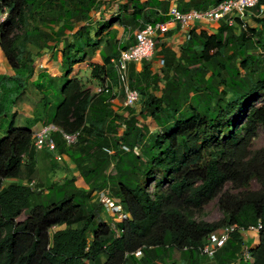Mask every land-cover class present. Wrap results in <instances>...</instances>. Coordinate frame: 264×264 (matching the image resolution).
Returning <instances> with one entry per match:
<instances>
[{"label": "trees", "instance_id": "trees-1", "mask_svg": "<svg viewBox=\"0 0 264 264\" xmlns=\"http://www.w3.org/2000/svg\"><path fill=\"white\" fill-rule=\"evenodd\" d=\"M225 1L176 4L186 13ZM108 3L0 0V14L8 13L0 24V45L18 75V97L35 74V56L63 43L58 60L68 72L58 82L48 78V84L32 85L45 89L44 99L57 102L52 124L81 132L74 146L60 133L53 136L79 177L44 188L19 184L23 171L34 169V133L12 123L0 139V264H264V147L252 150L259 129L264 130V103L256 104L264 97V0L251 10L255 27L245 25L249 14L227 18L212 34L192 29L179 48L164 41L169 33L159 34L155 54L165 64L159 71L154 60H145L140 73L131 64L130 88L140 92L142 104L138 113L135 106L124 108L126 115L114 109L116 96L95 93L81 77L69 75L86 62L89 48L100 45L95 39L117 22L130 36L121 43L117 29L108 32L102 63L91 65V77L101 86L107 79L116 84L112 59L135 43V32L145 25L171 21V0H122L117 15L96 28L93 15ZM31 45L35 54L28 50ZM101 193L119 200L129 214L115 228L103 218L116 222ZM213 201L223 217L198 220ZM259 222L249 262L239 260L245 241L240 232L213 258L202 253L211 233Z\"/></svg>", "mask_w": 264, "mask_h": 264}, {"label": "built area", "instance_id": "built-area-1", "mask_svg": "<svg viewBox=\"0 0 264 264\" xmlns=\"http://www.w3.org/2000/svg\"><path fill=\"white\" fill-rule=\"evenodd\" d=\"M172 1V0H171ZM258 0H227L218 6H215L207 11L190 10L186 13L179 11L176 4L170 5L169 15L173 22H176L180 29L186 33V39L191 38L190 31L194 28L207 29L209 26H214L220 21L235 17L243 16L256 7ZM263 12V10H262ZM117 12H115V16ZM8 16V13L0 14V24L3 23ZM232 23V21H230ZM167 32V23L145 25L142 31L135 34L136 41L127 49H121L118 58L112 59V64L116 72L117 83L113 84L107 79L104 86L97 89V93L105 92L112 96L119 97L124 94V107H134L141 101V94L138 90L130 88V66L131 64L142 63L145 60H154L155 58V40L159 34ZM165 61L160 58L157 60V68L163 67ZM40 68H46L44 64L39 65ZM60 133L63 140L69 146L76 145L81 137V132L68 133L61 130L55 124H47L41 130L33 134V144L36 150L46 149L53 154V158L62 163L65 157L57 151V145L54 141V134ZM67 159V158H66ZM100 200L105 205V208L115 218L116 222L113 224L115 228L116 223H122L129 218L119 200L108 196L105 193L100 194ZM262 229V224L250 225L248 227H240L238 225H229L223 227L213 233L207 238L201 251L209 258H213L218 249L224 247L232 235L240 232L244 237L249 233L258 234ZM136 257L142 256L141 251L135 253ZM252 259L250 245L245 239L239 254V260L247 263Z\"/></svg>", "mask_w": 264, "mask_h": 264}, {"label": "crops", "instance_id": "crops-1", "mask_svg": "<svg viewBox=\"0 0 264 264\" xmlns=\"http://www.w3.org/2000/svg\"><path fill=\"white\" fill-rule=\"evenodd\" d=\"M171 3L176 4V0H172ZM94 19L96 20L99 18H97L96 15H93V20ZM211 27L215 30L217 28V24ZM167 33L169 34L168 36L164 37V41L173 46H176V48H179L185 42V36L187 32L182 31L178 24L176 22H173L172 20L167 22ZM209 33L212 34L213 32L210 31ZM160 36L162 37L163 34H161ZM63 48V43L58 44L54 50L49 51V53L44 54L43 57L39 58V61L36 60L35 66L39 62L40 64H44L46 68H43L44 70H38L37 67L35 68V74L29 79L26 87H24L26 93L19 98L18 93L22 90V87L17 81L18 75L9 64L0 45V122L2 119H8L9 117H11L7 132L9 131L10 125L12 123H14L15 127L17 128H28L33 133L38 132L47 124H52V119L54 116L55 108L57 106V102H55L51 97H48V99H44L43 95L45 91L43 90L45 89L41 87L37 88L32 84L37 81L42 84H48V78H51L53 81L58 82L57 80L64 77V75L68 72V69H64L58 60L59 52ZM85 65V62L75 65L72 68L69 79L78 76L81 69H84L86 71V68L84 67ZM132 65H135L137 73H140L142 71V63ZM153 67L158 69L156 60H154L153 62ZM44 75L49 76L42 77ZM90 88L93 90V87L90 86ZM41 104H43V107L39 109L38 107ZM113 104L114 109L118 111V109H120V107H117V105L120 104L119 97L115 99ZM3 137H1V139ZM49 155L50 154L46 149L35 150L33 156L34 169L31 174L40 176L41 173L49 172L50 182L56 183H63L67 178L79 177V174L76 172L75 165L66 158L65 164L60 163V167L62 168L63 172L66 171L67 173H58L61 174V176L59 177L56 176L58 174L50 175L47 159ZM26 161L28 162V159H26ZM45 179L48 180V177L45 176ZM19 184H21L20 180ZM245 239L251 246L257 241V235L249 233L245 237Z\"/></svg>", "mask_w": 264, "mask_h": 264}, {"label": "rangeland", "instance_id": "rangeland-1", "mask_svg": "<svg viewBox=\"0 0 264 264\" xmlns=\"http://www.w3.org/2000/svg\"><path fill=\"white\" fill-rule=\"evenodd\" d=\"M121 1L122 0H106V2H109L107 7H106V9L102 13L95 14L97 16V18H99V19H96V20L94 19L96 28H100L99 23H101L102 21H108L113 16H115L114 14H115V12H117L116 9H117L118 3L121 2ZM252 13H253L252 11L246 13V14H249V16L246 17V19H245V23H246L245 25L251 26V27H255L256 25L254 24V22L251 20V17H250ZM94 18H95V16H94ZM113 29H117L118 30V32H119L118 40H120L121 43L126 41L128 39V36H130V34H131V32L127 33L126 30H124L122 27H120L117 22H113L111 28L105 29V31L103 32L102 36L100 38L98 37V38L95 39V41L99 42L100 45L96 46L94 48H89L87 50L88 58H87V60L85 62L86 65L84 66L86 68V71L84 69H81L79 71L78 77L82 78L83 83L85 84L86 87H88V88H90V86L93 87V90H94L95 93L97 92V89H100L102 86L96 80L92 79V77H91L92 66L94 64H97V63H102L101 57H100V50H101L102 46L105 44V40L107 39V33L110 32ZM207 31L208 32H210V31L213 32L214 28L209 26L207 28ZM136 32H138V31H136ZM93 36H95V33H93ZM134 36H135V34H134ZM28 50L30 52H32L33 54H35L36 51H37V49L35 48V46L33 47V45L29 46ZM196 50H200V46H196ZM47 53H49V52L45 51L43 54H47ZM156 55H155L154 60H156V61L158 60L159 61L160 58L156 57ZM35 59L38 60L39 58H37L35 56ZM39 65H40V63L38 62L37 65H36L37 69L38 70L39 69L44 70L43 68H40ZM161 68H158L157 70L161 71ZM75 77H77V76H75ZM119 100H120V104L117 105V107H120V109H118V111L120 113L126 115L127 113L125 112V109H124L125 107L123 106L124 101H125L124 94H122L119 97ZM262 103H264V97H261L256 102L257 105H260ZM141 104H142V100H141V102H139L135 106L136 110H137V113L141 109ZM42 107H43V104L39 105L38 108L41 109ZM10 118L11 117H9L8 119H2L1 122H0V139H1V137L6 135V133H7V129H8L9 123H10ZM139 118H140V116H139ZM142 121L143 120L140 118V122H142ZM243 122H244V116L242 115L241 119H240V122H239L240 123L239 125H241ZM146 124L149 126V128L151 130H154L155 127H156V124H155V122L152 119H148ZM263 147H264V130L262 128H260L259 132H258V136H257V138L254 141V145H253L252 150L253 151H257V150H259V149H261ZM49 154L50 155L48 156L47 159H48V165H49L48 166V168H49L48 170H50V175L58 174V173H62V174L63 173H67L66 171L65 172L62 171V168L60 167V163H58L53 158V154L50 153V152H49ZM41 168H42V166H41ZM42 171H44V170H42ZM45 176L48 177V180L45 179ZM56 176L59 177V176H61V174H58ZM52 177H54V176H52ZM49 178H50L49 177V172L41 173L40 176H37V175L30 174L29 173V169L26 168L23 171L22 175H21L20 182H21V184H23V185L26 184L27 186H31L32 188H35L37 185H40V186L42 185L41 188H44L46 186V184H48L50 182ZM158 179L161 180L162 176L160 175L158 177ZM257 188H258V184L256 183V181H253L252 185H251V189L255 190ZM152 190H153V187H152ZM222 217H223V214H222V212H221V210L219 208V205H218L217 201L211 202L208 206H206L203 209L202 212L197 214V219L198 220H205V221H208V222H216V221L220 220ZM103 218L111 226H113V224L115 223V221L112 220L113 218L108 216V215H104ZM257 241H258V237H257ZM257 241L250 246L251 249L256 247V244L258 243Z\"/></svg>", "mask_w": 264, "mask_h": 264}, {"label": "clouds", "instance_id": "clouds-1", "mask_svg": "<svg viewBox=\"0 0 264 264\" xmlns=\"http://www.w3.org/2000/svg\"><path fill=\"white\" fill-rule=\"evenodd\" d=\"M205 30H207V29H205ZM136 33H137V32H136ZM136 33H135V34H136ZM119 97H120V96H119Z\"/></svg>", "mask_w": 264, "mask_h": 264}]
</instances>
